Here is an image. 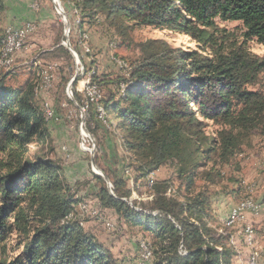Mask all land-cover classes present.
Returning <instances> with one entry per match:
<instances>
[{
    "label": "trees",
    "instance_id": "16d2710c",
    "mask_svg": "<svg viewBox=\"0 0 264 264\" xmlns=\"http://www.w3.org/2000/svg\"><path fill=\"white\" fill-rule=\"evenodd\" d=\"M59 1L76 9L81 2V10L99 11L113 22L164 29L202 44L213 45L217 21L241 25L242 43L227 53L217 51L208 59L163 51L136 65L122 92L117 83V98L102 93L99 99L107 122L111 124V112L122 133L135 185L143 182L151 194L144 211L127 202L132 192L111 169L118 160L114 154L108 167L100 168L110 189L96 177L100 206L152 236L155 264H231L230 235H218L206 223L213 220L207 195L192 196L178 188L189 191L196 171L212 156L227 164L249 134L264 127V58L245 47L250 40L264 44V0ZM4 10L0 0V15ZM90 80L107 83L95 74ZM3 81L0 78V243L10 231L6 220L13 219L23 251L20 260L0 264H117L110 250L78 222L65 220L75 205L69 187L63 186L59 170L45 154L29 149L48 139L42 111L33 103V87L14 89ZM74 97L82 102L78 93ZM88 110H94L92 103ZM206 122L217 129L207 133ZM95 164L100 167L96 158ZM166 165L179 186L174 190L167 179L153 180L150 187L149 174Z\"/></svg>",
    "mask_w": 264,
    "mask_h": 264
},
{
    "label": "rangeland",
    "instance_id": "374dc122",
    "mask_svg": "<svg viewBox=\"0 0 264 264\" xmlns=\"http://www.w3.org/2000/svg\"><path fill=\"white\" fill-rule=\"evenodd\" d=\"M29 4L39 6L37 10L29 7L28 12L32 17L25 21H31L36 25L32 37L35 40L32 41L40 44L31 51L24 49L20 52L16 56L13 70L0 72V78L4 79L3 83L6 86L14 89L32 86L33 103L40 112L45 104L54 112L55 120H45L48 139L44 145L38 147L29 145V149L32 154L36 150L45 154L59 170L63 186L69 187L70 195L75 201L74 212H71L72 221L76 219L86 233L109 249L117 264H138L139 244L148 243L154 251L155 241L151 235L134 226H128L113 210L100 206L97 197L99 183L96 177L101 178V176L92 171L91 154L94 164L95 158L97 159L100 167L96 164L95 166L101 174H103L101 169H106L116 154L118 160L115 164H111V169L125 180L127 187L131 189V197L127 202L133 207L143 209L142 211L149 209L147 203L150 200V191L143 182L137 183L138 185L134 183L133 166L129 163V155L123 149L122 133L117 128L112 113H108L111 124L107 122V126H103L95 119L94 110L89 111L88 105L82 108L84 99L80 92L83 87L81 77H76L69 87L72 92L71 98L66 96L68 84L75 77V64L69 51L62 45L63 26L53 2L30 0ZM60 4L67 21L72 26L69 42L72 44L71 47L74 46L72 48L79 55L83 67L94 72L99 81L107 82L96 83L105 98L109 95L117 98V83L120 87L123 86L136 65L150 58L155 59L163 51L191 52L213 59L215 52L227 53L243 40L241 37L243 29L237 22L217 21L216 30L212 32L214 41L211 45L196 43L185 35L164 29L137 26L133 22L124 20L113 22L106 19L99 11L90 14L82 9L85 11L82 12L81 2L78 3L77 9L67 1ZM79 23L80 30L75 28ZM6 27L3 25V28H0V35ZM79 32L84 33L87 38L85 45L90 51L88 53L83 47L75 44ZM245 47L251 54L264 58V44L250 40ZM116 59L125 61L127 68L124 70L116 66ZM48 67L51 78L49 87H46L42 84L41 72ZM74 93L80 95L81 104L76 101ZM81 123H84L89 136L85 145L90 149V153L80 149ZM206 125L207 133L217 129V126L209 122H206ZM263 132L264 127L252 131L239 152L227 164L220 163L212 156L210 162L196 171L189 191L185 190L184 186L178 188L180 193H188L192 196L198 193L207 195L213 220L207 222L206 216V223L216 231V234L230 235L227 246L233 253L231 264H247L250 254L256 257V264H264ZM153 178L155 181L171 180L174 190L179 186L169 165L156 170ZM248 198L261 205L259 215L255 217L250 215V212H246L234 224H228L235 206ZM246 215H250L252 220L259 218L260 221L257 224H252V220L245 222ZM248 224L253 226L250 227L253 231L251 246L245 244L242 234L243 229L249 227ZM6 225L10 231L0 243V262L20 260L23 239L13 219H7ZM145 264H155L153 254L151 261Z\"/></svg>",
    "mask_w": 264,
    "mask_h": 264
},
{
    "label": "built area",
    "instance_id": "2783aa9c",
    "mask_svg": "<svg viewBox=\"0 0 264 264\" xmlns=\"http://www.w3.org/2000/svg\"><path fill=\"white\" fill-rule=\"evenodd\" d=\"M38 7L39 6L37 4L32 5V8L34 10H37ZM54 8H55L56 13L61 18L60 20H61V24L63 26L62 45L65 47L67 42L70 45L69 34L71 31V25L65 17H62L57 12V10H56L57 8L60 9L61 11H63L59 1L56 0L54 2ZM67 23H69V27H67ZM35 31H36V25L33 22H25L18 27H12V26L6 27V34H4V36L6 37V40H7V47L5 49L4 58L0 60V72H6V70H13L16 56L25 49L26 42H27L28 38L30 36H32L35 33ZM78 45L80 46V44H78ZM70 47H71V45H70ZM71 49H72V53H70V54H71L73 61H74V64H75V77L72 78V80L75 79L76 77H81V79H82V86L83 87H82L80 92L82 93L84 101L82 103L83 107L82 106L81 107L84 108L87 105L89 107V103H92L94 105V114H95V118H96L97 122L103 126H107L106 123H102V121L99 120L98 109H96V98L99 97V94H100V93H94V85H97V84L91 82L90 72L86 71L85 68L83 67L77 52H75L72 47H71ZM120 66H126L127 67V64L125 61L122 60L120 62ZM49 70H50V68L48 67L46 69V85H45L46 87H49L50 78H51ZM120 88H122V86ZM66 96L68 98H71V96H72V92L69 89V84H68V87L66 89ZM42 110L44 113H46L48 115V119H50L51 121L56 119L52 108L49 107L47 104H45L43 106ZM86 132L87 131L85 129L84 123H81L80 128H79L80 149L83 152L88 151L90 153L91 152L90 149L87 147V145H85L86 139L89 137L88 133H86ZM153 175H154V173H152V181L154 180ZM260 210H261V205L258 204L255 207H252V212L250 215L256 217L259 215ZM74 221H76V219ZM109 226H111V225H109ZM248 226L253 227L250 224H248ZM139 249H140V261L138 264H145V263H148L149 261H151V257H152L151 246L148 243L141 242V246H139ZM181 250H183V249H181ZM248 259H249V264H250L251 254L249 255Z\"/></svg>",
    "mask_w": 264,
    "mask_h": 264
},
{
    "label": "bare ground",
    "instance_id": "6f19581e",
    "mask_svg": "<svg viewBox=\"0 0 264 264\" xmlns=\"http://www.w3.org/2000/svg\"><path fill=\"white\" fill-rule=\"evenodd\" d=\"M58 1V0H57ZM78 25V24H77ZM4 34H6V29L4 30ZM2 36L1 39V46H0V60L4 58V53H5V49L7 47V40L6 37ZM86 36L84 35V33L81 32L79 38H78V42L77 44H80V47H83L85 52L88 53L90 52L88 47L85 45V43L87 42L86 40ZM122 60L116 59L115 60V64L116 66H119L120 69H126V66H120V62ZM94 74V72L90 71V76ZM41 76H42V84L45 86L46 85V68L45 70H43L41 72ZM123 86L121 88V92H122ZM94 93H100V89L98 88L97 85H94ZM101 94V93H100ZM100 94L99 97L96 98V109H98V117L99 120L102 121V123H106L107 124V120H106V114L102 108V106L99 104V99H100ZM42 116L43 118L47 121L50 120L48 119V115L46 113L43 112L42 110ZM98 173V172H97ZM148 178V185H152V174H149ZM151 187V186H150ZM249 188V187H248ZM256 205H258V203L256 201H254L253 199L251 200L250 198L245 199L244 201H241L237 206H235V208L232 210L230 217L228 219V224H234L236 221H238V219L240 218V216L243 213L246 212H252V207H255ZM152 215H156V212L151 213ZM72 214L69 213L66 217L65 220H72ZM243 217V216H242ZM243 238H244V242L246 245L251 246L253 243V231L250 227H246L243 229ZM139 246H141V243L139 244ZM182 254H185V251H180ZM255 254V253H254ZM152 259V258H151ZM247 264H249V259L247 261ZM250 264H256V257L254 255H251V262Z\"/></svg>",
    "mask_w": 264,
    "mask_h": 264
},
{
    "label": "crops",
    "instance_id": "0c3cea01",
    "mask_svg": "<svg viewBox=\"0 0 264 264\" xmlns=\"http://www.w3.org/2000/svg\"><path fill=\"white\" fill-rule=\"evenodd\" d=\"M2 3L5 7V10L0 15V28H3V25L12 26V27H18L21 24L25 22H31V21H25L32 17L30 12L28 10L32 8V5L29 4L30 0H2ZM30 7V8H29ZM41 19V17H40ZM8 24V25H7ZM30 36L26 42L25 49H28L27 51L33 50L34 47H37L40 43H34L35 40ZM31 39V40H30ZM231 210V209H230ZM255 220L251 219L250 215L245 216V222H251L252 224H257L260 220L259 218H253Z\"/></svg>",
    "mask_w": 264,
    "mask_h": 264
},
{
    "label": "water",
    "instance_id": "95a60500",
    "mask_svg": "<svg viewBox=\"0 0 264 264\" xmlns=\"http://www.w3.org/2000/svg\"><path fill=\"white\" fill-rule=\"evenodd\" d=\"M52 2H53V4H54V2L56 1V0H51ZM57 10V12L62 16V17H65L66 18V16H65V13L63 12V11H61L60 9H56ZM67 27H69V23H67ZM65 48L69 51V53H72V49H71V47H70V45H69V43L67 42L66 43V45H65ZM74 80L75 79H73V80H71L70 81V83H69V87L72 85V83L74 82ZM90 164H91V168H92V171L95 173V174H97V175H99V176H101V178L104 180V182L106 183V187L108 188V190L110 189V184H109V181H108V179L103 175V174H101L100 172H99V170L97 169V167L95 166V164H94V161H93V155L91 154V161H90ZM98 172V173H97ZM110 192V194L112 195V192L111 191H109Z\"/></svg>",
    "mask_w": 264,
    "mask_h": 264
}]
</instances>
